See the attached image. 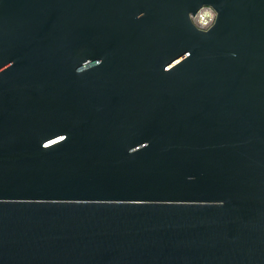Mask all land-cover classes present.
Wrapping results in <instances>:
<instances>
[{
  "label": "water",
  "instance_id": "1",
  "mask_svg": "<svg viewBox=\"0 0 264 264\" xmlns=\"http://www.w3.org/2000/svg\"><path fill=\"white\" fill-rule=\"evenodd\" d=\"M0 264H264V0H0Z\"/></svg>",
  "mask_w": 264,
  "mask_h": 264
},
{
  "label": "built area",
  "instance_id": "2",
  "mask_svg": "<svg viewBox=\"0 0 264 264\" xmlns=\"http://www.w3.org/2000/svg\"><path fill=\"white\" fill-rule=\"evenodd\" d=\"M212 13H217L216 9L211 5H204L197 11L196 14L191 15V16H192L193 22L199 28H201V29L208 28L209 29L214 24L216 17H217V15H216L214 22L211 19H209V17L212 15ZM201 17H203L206 20H209L208 25H205L202 23Z\"/></svg>",
  "mask_w": 264,
  "mask_h": 264
},
{
  "label": "clouds",
  "instance_id": "3",
  "mask_svg": "<svg viewBox=\"0 0 264 264\" xmlns=\"http://www.w3.org/2000/svg\"><path fill=\"white\" fill-rule=\"evenodd\" d=\"M218 15V13H212V15L209 17V19H211L213 22L215 20V16ZM202 23L205 25H208L209 20L204 19L203 17H201ZM204 31H208V28L203 29ZM102 62V60H98L97 64H100Z\"/></svg>",
  "mask_w": 264,
  "mask_h": 264
}]
</instances>
